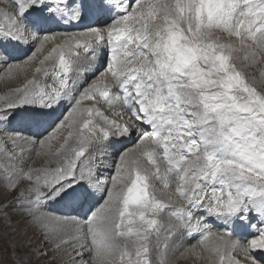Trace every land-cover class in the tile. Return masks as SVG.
Here are the masks:
<instances>
[{"label": "snow or ice", "instance_id": "6c2138e0", "mask_svg": "<svg viewBox=\"0 0 264 264\" xmlns=\"http://www.w3.org/2000/svg\"><path fill=\"white\" fill-rule=\"evenodd\" d=\"M30 66L0 96V264H174L197 247L264 264V0H7L0 72Z\"/></svg>", "mask_w": 264, "mask_h": 264}, {"label": "bare ground", "instance_id": "6f19581e", "mask_svg": "<svg viewBox=\"0 0 264 264\" xmlns=\"http://www.w3.org/2000/svg\"><path fill=\"white\" fill-rule=\"evenodd\" d=\"M0 1H6L7 2V0H0ZM126 2H127V0H126ZM129 2H131V0H129ZM6 6H7V4H6ZM4 8L5 7H3L2 5H0V11H3ZM117 15H119V13H109V14L103 16V17H90V18L85 19L84 21H82L81 22V26H79V27H75V26H73V24H62L60 26L54 27L52 30L56 34V41H61L63 39V36H61L60 33L76 32V31H79V30H83V27L84 26H88V25H91V24H94V23L100 22V21H103V22H111V19L115 18V16H117ZM26 47L31 48V45H28ZM50 47H51L50 44L49 45H46V50L48 48H50ZM81 57H82V62L80 64L79 68H78V71L81 72L82 74L78 78V81H77L78 84L79 83H83V81H84L85 78H90L92 71L100 63H102V57H101V54L99 52V49L97 50L95 56L87 55L85 52H81ZM90 61H91V63H89ZM86 68L88 69L87 76L83 75L84 69H86ZM102 70H103V68H101V71ZM252 70L254 72L255 71H258L256 68H252ZM32 71H34V66H33ZM19 72H21V73L18 74L17 71L14 70L11 74L3 73L1 75V77H0V93H1L0 96H4V95L8 94L11 90H13L15 88H18V87H21L23 85V83L25 81H21V79H22L21 76L23 75L22 72H24V71H19ZM32 73L33 72H31V74H30V79L33 78L32 77ZM28 75H29V73H28ZM39 79H40V81L42 83H44L45 80H46V78L44 79V81L41 80L42 79V75L39 77ZM258 80H259V78H258ZM47 82L48 83H51L50 80H48ZM86 103H89L90 104V103H94V102L87 101ZM97 106H99V105H97ZM100 106L105 107V109L107 110V114H109V116L111 115V117H112V112L115 109H113L111 112H109L108 109L106 108L107 106L103 103V101L100 102ZM116 110L117 111H121L120 109H116ZM113 117L116 118L115 116H113ZM132 141H134V139ZM132 141L125 140V141L122 142V144L129 146V144ZM111 151H112V149H109V152H111ZM39 164H40V161L37 159V160H35L33 166H38ZM110 172H111V170H109L108 172H105L104 175L105 176H108L110 174ZM13 215L16 216L17 219H19V214L13 213ZM168 219H169V217L167 215H163L161 217V222L167 223ZM29 234L30 235H33V237L37 234L38 237H39V231L38 230H33V229L29 228ZM233 239H240V237H233ZM182 241H183L185 247H188L190 245H194V243L199 242V237H196V238L182 237ZM195 253H200L201 254V249L199 247H197ZM55 256H57V257L60 258L59 255H55ZM187 258L188 257H186V256L185 257H182L179 260L174 261V264H189V260ZM50 263L51 264H54V261H51ZM201 264H208L207 259L204 258L203 259V262H201Z\"/></svg>", "mask_w": 264, "mask_h": 264}, {"label": "rangeland", "instance_id": "374dc122", "mask_svg": "<svg viewBox=\"0 0 264 264\" xmlns=\"http://www.w3.org/2000/svg\"><path fill=\"white\" fill-rule=\"evenodd\" d=\"M6 1H0V5H2L3 7H5L3 10H5L6 9V4H7V2L5 3ZM2 10V9H1ZM61 41H56V43H60ZM82 52H84V51H82ZM29 69V70H28ZM26 71H24V72H22L23 73V75L21 76V81H26L27 79H30V74H31V72H33L32 71V69H33V66H30V68H28ZM248 71H250L249 73L250 74H255V76H256V78H257V81H259L258 80V78H260L259 77V71H253L252 70V68L251 69H248ZM253 71V72H252ZM4 72H0V77H1V75L3 74ZM18 74H20L21 72H17ZM28 73H29V75H28ZM10 76V75H9ZM14 77V76H13ZM12 77V78H13ZM15 78V77H14ZM44 79H45V77H43L42 76V81H44ZM1 94V93H0ZM86 103V102H85ZM99 106L98 107H100L103 111H105V113L107 114V110L105 109V107H102V106H100V104H98ZM107 108V107H106ZM117 110L115 109V110H113V112H112V118H114L113 116H115L114 115V113L116 112ZM107 115H109V114H107ZM110 117H111V115H110ZM133 143H134V141H132L130 144H129V147H131V146H133ZM108 151H109V149H108ZM33 239L35 240V239H38V235L36 234L34 237H33ZM199 242H197V243H194V245H197ZM186 257H188L187 259L189 260V264H201V262H203V259H204V257H202L201 256V254L200 253H194L193 255H188V256H186ZM206 259V258H205ZM51 261H54V264H63V261L59 258V257H57V256H55V255H51V256H49L48 257V261H47V264H51L50 262ZM176 263V262H175Z\"/></svg>", "mask_w": 264, "mask_h": 264}]
</instances>
